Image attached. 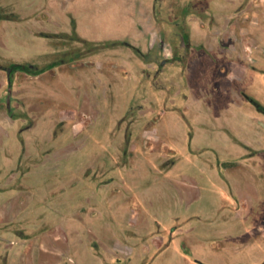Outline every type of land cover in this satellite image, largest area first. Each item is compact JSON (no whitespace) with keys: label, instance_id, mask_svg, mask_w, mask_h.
I'll use <instances>...</instances> for the list:
<instances>
[{"label":"rangeland","instance_id":"374dc122","mask_svg":"<svg viewBox=\"0 0 264 264\" xmlns=\"http://www.w3.org/2000/svg\"><path fill=\"white\" fill-rule=\"evenodd\" d=\"M201 1L203 16H213L224 26L223 18L246 0ZM27 3H9L23 21L0 20V57L5 60L46 64L54 46L53 41L36 35L41 30L76 34L93 44L129 42L147 49L149 30L145 24L155 0ZM254 18L258 23L247 22L244 31L250 40L257 41L255 70L226 84L220 82L221 75L202 74L197 67L190 74L193 90L173 95L168 86L158 89L156 95L145 62L121 46L99 50L85 61L54 73L29 77L23 98L27 108L38 106L27 111L35 126L21 135L27 123L5 119L0 108V169L4 164L16 168L24 146L31 157L22 166L32 171L20 179L30 189L21 196L18 193L21 202L29 203L24 213L36 222L43 217L39 225L63 224L71 233L78 232L72 235L76 245L85 244L91 233L100 245L112 246L120 239L136 247L128 264H191L185 247L206 264H251L260 259L264 244V116L249 104L241 105L239 97L247 94L264 106V5ZM204 30L194 28L193 41H201L206 49L199 57L209 63L218 57L214 39L223 28L207 25ZM5 91L0 85L1 97ZM18 99L12 106L21 104ZM62 118L69 120L62 135L54 138L56 122ZM75 122L80 123L78 132L73 130ZM129 126L133 136L126 140ZM200 126H204L202 130ZM193 133L196 139L192 143ZM233 135L260 152L256 160L237 146ZM128 142L126 169L118 174L122 181L136 183L135 196L124 201V211L117 202H101L99 211L91 212L94 216L82 215L81 221L61 217L86 197L84 173L120 164L125 159L120 152L126 150ZM169 158L175 159V166L166 169L163 162ZM234 162L238 166L231 169L228 163ZM254 164L259 167H249ZM213 166L219 178L213 179ZM181 175L192 176L198 186V200L191 206L180 203L172 180H180ZM240 192L252 196V203L239 204ZM84 204L90 213V205L87 201ZM110 206L112 216L106 213ZM211 216L214 220L210 222ZM140 221L150 223L151 229L143 228ZM153 235L160 239L157 249L143 251L142 244H150ZM101 252L106 258L105 246Z\"/></svg>","mask_w":264,"mask_h":264},{"label":"flooded vegetation","instance_id":"af4514ba","mask_svg":"<svg viewBox=\"0 0 264 264\" xmlns=\"http://www.w3.org/2000/svg\"><path fill=\"white\" fill-rule=\"evenodd\" d=\"M9 3L0 4V20L23 21L20 14L13 12L10 8L12 4ZM241 5L240 9L223 18L225 25L221 26L214 20L213 16H211L212 20L203 16L201 0H155L152 12L150 11L151 13L147 17L145 24L149 30L147 49L143 50L129 42H116L113 43L115 44L113 47L129 48L145 62L144 64L148 70L146 75L152 82L154 94L157 95L158 89L170 86L173 95H180L186 89L184 81L186 69L191 67L200 58L199 53L206 49L201 45V41L196 43L193 41L194 27L199 32H204L207 25L212 28L214 26L223 28L222 31L216 32L217 36L214 39V43H217V48H219V53L222 52L221 55L224 53L230 54L233 48L243 46L244 42L251 44L250 49L246 50L244 54H246L248 61L254 65L253 63L256 62V59H254L253 55L257 41L250 40L244 29L247 22L249 24H257L254 17L261 9V5L257 7L259 5L257 0H246L241 2ZM222 32L224 33L222 34ZM36 35L53 41L54 52L43 66L22 64L0 57V85L2 88H6L5 95L3 97L0 96V108L3 109L2 113L5 119L12 122L22 120L27 123L26 127L21 130V135L35 126L34 119L30 118L27 111L30 110L32 112L33 109L38 107L34 105V107L27 108L24 105L25 98L23 97H26V89L24 87L29 77L39 78L46 72L54 73V71L62 70L72 63L83 62L95 52L105 49L102 47L112 45L110 43H89L76 34H52L41 30ZM19 72L24 74H19ZM17 98H20L18 100L21 104L18 107H14L12 103ZM242 98L253 106L259 114L264 116L263 105L247 94H242ZM24 108L25 110H23ZM68 120V118H62L56 122L54 138L62 135ZM72 126L74 131L78 132L80 130L79 122H75ZM78 126L79 128H77ZM131 128L129 126L126 131V140L133 136V132L130 131ZM2 137V134H0V138L3 140ZM130 146L131 143L128 142L126 150L123 149L124 152H120L125 159L124 161L121 160L120 164L115 167L109 165L110 167L100 168L95 173H84L86 197L80 203H77L73 210L68 212L69 214H61V217L81 221L83 220L82 215L94 216L92 213H95V209L98 212L101 202H105V196L101 192L102 187L114 184L118 190L116 192L122 191L121 187L127 181L124 179L122 181V177L118 173L124 172V169H126ZM247 149L250 155L255 153L252 149ZM30 159L31 157H29L24 146L16 168L4 164L0 169V264H93L99 262V260L103 264H128L132 260L136 247H129L126 242L120 239L115 240L112 246L109 243L100 245V241L91 233L85 244L81 242L80 245L78 243L76 245V243L74 244L76 238L73 240L72 235L77 236L78 232L71 233V231L66 229V225L63 227V224L59 225V227L46 224L39 225L38 222H44L43 217H40L38 222H36L24 213L29 203H26L25 200L21 202L18 193L21 196V194L26 193L30 189L22 181L32 171L31 167L22 166L23 163L30 161ZM163 164L165 168L169 167L175 164V159L169 158ZM7 168L11 169L8 170ZM111 173L114 174V177L109 178ZM89 196L92 198L99 197V199L92 201L91 198H88ZM86 201L90 205V213L84 204ZM95 202H98V205ZM138 217L139 214L136 215V218ZM208 220L211 222L214 217L211 216ZM140 223L143 228L151 229L152 227L150 223H145L144 221H140ZM262 237L264 238V233ZM159 240L157 235H153L150 239V244L146 246L142 244L143 251L145 248H148V250H151V248L157 249ZM102 246L107 248L108 255L106 258L101 255ZM183 251L190 258L191 264H206L197 259L191 249L185 247ZM111 256H117V258L111 262ZM252 263L264 264V244H262L261 258L252 261Z\"/></svg>","mask_w":264,"mask_h":264},{"label":"crops","instance_id":"0c3cea01","mask_svg":"<svg viewBox=\"0 0 264 264\" xmlns=\"http://www.w3.org/2000/svg\"><path fill=\"white\" fill-rule=\"evenodd\" d=\"M11 1L18 2L22 5H28L27 0H2L0 2V4L5 5ZM257 1L259 2V5H257V7L261 5L260 8H262V6L264 5V0H257ZM250 47H251V44L244 42L243 46H239L238 48L236 46L235 48H233V50L230 54L224 53L223 55H221L222 52L219 53L218 57L216 59H213V61H210L209 63L207 62V59H205V60L203 59L204 57L199 58L195 63L192 64L191 67H188L185 71L184 81L186 83V89L193 90V86L191 83L192 81L190 80V74L197 67H198L197 71H199V72L201 71L202 74L209 73V74L214 75V76L221 75L220 76V82L222 84L228 83L229 80H235V79L241 80V79L245 78L247 75H250L252 70H255V65L257 64V61H256L255 63H253L254 65H252L250 63V61H248L246 54H244V52L246 50L250 49ZM261 53L264 54V49L261 50ZM239 97H240L241 105L244 106V104H248L242 98V95ZM195 123L201 124V122H199V121H195ZM193 124L194 123H191L190 125H191L192 130L194 131L195 128H194ZM200 127L202 130L203 129L202 127H204V126H200ZM232 137H233V139H235L236 143H239L237 146H239L241 149H243L245 151V154L249 152V150L247 148H250L254 151L253 147L251 146V143L245 141L244 138H242L240 140V139L235 138L236 136H234V135ZM195 139H196V133H193L192 138H191L192 143L195 141ZM254 152H255L254 154L249 155V157L251 159L253 157L252 160H256L259 153H260L259 151H254ZM228 165L232 169V167L238 166V163L237 162L228 163ZM171 166L174 167L175 164H172ZM249 167L257 169L259 166L257 164H254V165L249 166ZM166 169L164 168V170H166ZM212 169H214L213 172L215 173V176L213 175V179L219 178L217 175V169L215 168V166H213ZM172 180L175 181L174 184H176V189L179 191L181 204L191 206L198 200V197H199L198 186H197L195 179L192 176L181 175L180 180H177L174 178ZM134 183H136V182H134V181L131 183L125 182L123 184V186L121 187L122 191H119V192L115 191L116 187L114 186V184L102 187L101 192L105 196V202L108 205H113L115 202H117L118 205L121 206L120 211H124L125 207H127V205L123 204L124 201H126L127 199H130V196H135V192L133 191V188L135 185ZM239 196H240L238 198L239 204L241 202L250 203L251 201H253L252 196H243V195H241V192L239 193ZM95 204L98 205V202H95ZM96 211L97 210L95 209V213H96ZM112 211H113V206L106 208V212L107 213L110 212L109 213L110 216L113 215ZM120 215L123 216V214H121V213H120ZM116 258H117V256H111V258H110L111 262L114 261Z\"/></svg>","mask_w":264,"mask_h":264},{"label":"trees","instance_id":"16d2710c","mask_svg":"<svg viewBox=\"0 0 264 264\" xmlns=\"http://www.w3.org/2000/svg\"><path fill=\"white\" fill-rule=\"evenodd\" d=\"M113 46H115V44H112V45H107V46H105V47H102V48H106V47H113Z\"/></svg>","mask_w":264,"mask_h":264}]
</instances>
